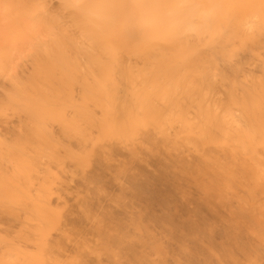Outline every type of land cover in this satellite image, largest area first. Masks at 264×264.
<instances>
[{"label": "bare ground", "instance_id": "1", "mask_svg": "<svg viewBox=\"0 0 264 264\" xmlns=\"http://www.w3.org/2000/svg\"><path fill=\"white\" fill-rule=\"evenodd\" d=\"M0 30V264H264V0H0Z\"/></svg>", "mask_w": 264, "mask_h": 264}, {"label": "rangeland", "instance_id": "2", "mask_svg": "<svg viewBox=\"0 0 264 264\" xmlns=\"http://www.w3.org/2000/svg\"><path fill=\"white\" fill-rule=\"evenodd\" d=\"M1 29H2V28H1ZM0 31H1V30H0ZM1 32H2V31H1ZM1 32H0V36H1ZM30 42H31V41H30ZM28 46H29V47H28ZM21 47H22V48H21ZM21 47L19 46V48L22 50V53H21V50L18 49L19 51L17 50L16 53L19 52V55H18V54L15 55V56L18 55V59H17V58H14V59L17 60V61H15V64H17V65H15L13 59H11L13 65H12V63H11V64H10V65H11L10 67L12 68V66H13V68H12L13 72H10V70H9L8 72H9V75H10V76L13 75V74L16 75V74L19 73L20 76L17 75V77L19 76V79H21V81H23V80H22L23 78H21V74H20L19 69L21 70V69L23 68V67H22V66H24L23 64H27V63L24 62V60H25L24 58H27V57H28V59H32V58H34V57H33V55H32L33 53L30 54L32 48H31V46H30L29 44H28L27 46H24V47L21 46ZM30 48H31V49H30ZM23 50H24V51H23ZM32 52H33V50H32ZM23 56H24V57H23ZM31 56H32V57H31ZM13 57H14V56H13ZM30 57H31V58H30ZM20 58H21V59H20ZM19 59H20V61L22 60V62H20ZM25 61H30V60H25ZM32 61H33V60H32ZM19 63H21V64H20L21 66L19 65ZM26 66H28V64H27ZM31 66H33V62H32V64H31ZM15 67H16V68H15ZM19 67H20V68H19ZM24 67H25V66H24ZM34 67H35V66H34ZM36 69H37V68H35V71H36ZM10 73H12V74H10ZM12 77H13V76H12ZM15 78H16V76H14L13 79H15ZM23 82H24V81H23ZM4 103H5V104H3V106H2V104H1V107H4V106L7 104L6 100H5ZM1 107H0V108H1Z\"/></svg>", "mask_w": 264, "mask_h": 264}]
</instances>
